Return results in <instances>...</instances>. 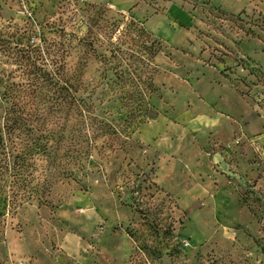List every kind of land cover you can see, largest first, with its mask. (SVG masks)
Instances as JSON below:
<instances>
[{
  "label": "rangeland",
  "instance_id": "374dc122",
  "mask_svg": "<svg viewBox=\"0 0 264 264\" xmlns=\"http://www.w3.org/2000/svg\"><path fill=\"white\" fill-rule=\"evenodd\" d=\"M7 93L0 264H264V0H0Z\"/></svg>",
  "mask_w": 264,
  "mask_h": 264
},
{
  "label": "trees",
  "instance_id": "16d2710c",
  "mask_svg": "<svg viewBox=\"0 0 264 264\" xmlns=\"http://www.w3.org/2000/svg\"><path fill=\"white\" fill-rule=\"evenodd\" d=\"M63 88H66L65 86ZM6 96V97H5ZM6 107L0 102V201L13 204L18 199V191L20 186L18 183L22 181L21 169L24 165L25 152L21 151L14 155L15 141L14 138H21L25 132H30L27 127L29 114L21 107V102L17 101L13 95H4ZM48 131H44L36 142H45L49 139ZM46 148V145H43ZM14 184L18 187H14Z\"/></svg>",
  "mask_w": 264,
  "mask_h": 264
}]
</instances>
